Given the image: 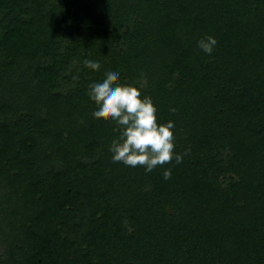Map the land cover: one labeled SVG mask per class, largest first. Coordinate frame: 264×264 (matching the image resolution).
Wrapping results in <instances>:
<instances>
[{"label":"trees","instance_id":"obj_1","mask_svg":"<svg viewBox=\"0 0 264 264\" xmlns=\"http://www.w3.org/2000/svg\"><path fill=\"white\" fill-rule=\"evenodd\" d=\"M107 67L175 122L182 163L112 160L120 128L87 90ZM0 247V264H264V0H0Z\"/></svg>","mask_w":264,"mask_h":264},{"label":"clouds","instance_id":"obj_2","mask_svg":"<svg viewBox=\"0 0 264 264\" xmlns=\"http://www.w3.org/2000/svg\"><path fill=\"white\" fill-rule=\"evenodd\" d=\"M198 47L209 55L214 51L217 40L208 35L201 38ZM86 68L99 67V57L85 59ZM120 72L115 67H107L102 76L88 81V94L95 101L94 115L110 117L120 128V135L109 145L114 162L127 166L144 167L152 172L157 166L183 162L185 153L175 151V122L158 123L157 107L149 96H142L141 90L131 84L120 83ZM175 111V108L170 109ZM171 168L163 171L164 179H170Z\"/></svg>","mask_w":264,"mask_h":264},{"label":"rangeland","instance_id":"obj_3","mask_svg":"<svg viewBox=\"0 0 264 264\" xmlns=\"http://www.w3.org/2000/svg\"><path fill=\"white\" fill-rule=\"evenodd\" d=\"M2 252V249H1V247H0V253Z\"/></svg>","mask_w":264,"mask_h":264}]
</instances>
